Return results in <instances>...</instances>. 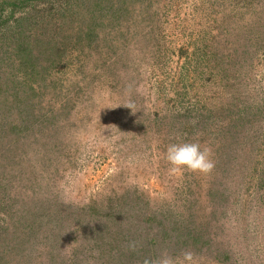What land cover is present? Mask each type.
I'll return each instance as SVG.
<instances>
[{
  "label": "rangeland",
  "instance_id": "374dc122",
  "mask_svg": "<svg viewBox=\"0 0 264 264\" xmlns=\"http://www.w3.org/2000/svg\"><path fill=\"white\" fill-rule=\"evenodd\" d=\"M185 251L264 264V0H0V264Z\"/></svg>",
  "mask_w": 264,
  "mask_h": 264
},
{
  "label": "clouds",
  "instance_id": "9594fccd",
  "mask_svg": "<svg viewBox=\"0 0 264 264\" xmlns=\"http://www.w3.org/2000/svg\"><path fill=\"white\" fill-rule=\"evenodd\" d=\"M211 157V149L202 148L197 142L171 144L166 150V159L173 172L187 169L206 174L215 166ZM163 264H194V254L191 251H185L178 257L166 256Z\"/></svg>",
  "mask_w": 264,
  "mask_h": 264
}]
</instances>
